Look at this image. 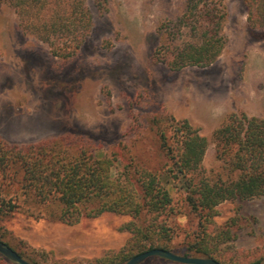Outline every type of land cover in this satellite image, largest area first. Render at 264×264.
<instances>
[{"label": "rangeland", "instance_id": "1", "mask_svg": "<svg viewBox=\"0 0 264 264\" xmlns=\"http://www.w3.org/2000/svg\"><path fill=\"white\" fill-rule=\"evenodd\" d=\"M213 1L224 13L226 42L220 55L207 67L173 70L175 46L195 36L189 23L180 21L186 0H84L91 29L68 56L53 54L51 45L23 29L14 8L0 0V139L5 147H68L59 157L67 163L75 146L83 145L109 161L108 175L116 179L130 162L165 170L169 161L160 133L174 143L173 123L187 120L208 140L203 173L218 174L213 131L231 113L264 120V26L250 24L246 0ZM44 158L48 164L54 160L50 154ZM22 177L16 165L2 179L17 206L0 219V240L16 252L38 264H112L129 248L130 214L104 211L65 223L54 196L38 202ZM174 177L163 174L162 181L181 227L172 248L184 255V231L200 239L201 219L190 211L182 180ZM180 212L186 215L178 217ZM232 219L230 236L217 238L223 241L216 251L219 262L264 260V196L220 203L207 231L214 234Z\"/></svg>", "mask_w": 264, "mask_h": 264}, {"label": "trees", "instance_id": "2", "mask_svg": "<svg viewBox=\"0 0 264 264\" xmlns=\"http://www.w3.org/2000/svg\"><path fill=\"white\" fill-rule=\"evenodd\" d=\"M3 1L14 8L23 29L49 43L55 55H72L91 29V15L84 0ZM246 6L250 24L264 26V0H246ZM222 10L220 2L213 0H186L180 21L189 23L195 36L175 46L173 59L169 62L171 69L207 67L218 58L226 42L222 33ZM172 134L174 143H169L163 131L159 136L161 150L169 161L165 170L151 171L130 162L124 164L121 176L116 179L108 175L109 161L100 159L83 145L75 146L71 161L60 163L59 157L68 147L52 144L8 149L0 139V219L17 206L5 194L2 179L11 168L19 165L25 189L41 203L53 195L58 203V218L65 223H74L83 215L95 216L104 211L124 212L133 217L125 225L132 234L130 246L121 251L120 256L115 257L118 260L112 264H124L130 257L152 248L177 253L172 243L176 228L181 227L171 205L169 188L162 181L163 174L171 173L182 180L190 211L201 219L198 225L200 239L193 232L184 231V255L219 261L216 251L219 242L223 241L217 238L220 235L229 237L235 221L232 219L214 234L208 232L216 207L224 201L264 196V120L243 112L231 113L213 131L216 157L220 161V172L215 176L202 171L208 140L197 128L187 120L178 121L172 125ZM47 154L54 159L52 163L44 162ZM177 215L183 217L186 213ZM0 260L11 263L1 255ZM148 261L173 262L151 256L139 264H148Z\"/></svg>", "mask_w": 264, "mask_h": 264}, {"label": "water", "instance_id": "3", "mask_svg": "<svg viewBox=\"0 0 264 264\" xmlns=\"http://www.w3.org/2000/svg\"><path fill=\"white\" fill-rule=\"evenodd\" d=\"M0 255L13 264H33L27 261L26 259H24L23 257H21L7 243L1 240H0ZM151 256H159L169 261L182 263V264H221L219 261L210 257L185 256L162 248H152L143 251L141 253H138L127 259L124 262V264H139ZM258 264H264V261Z\"/></svg>", "mask_w": 264, "mask_h": 264}]
</instances>
